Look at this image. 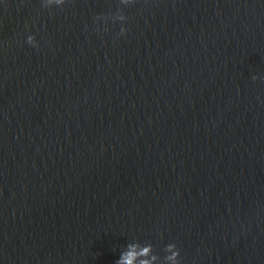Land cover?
<instances>
[{"label": "water", "instance_id": "obj_1", "mask_svg": "<svg viewBox=\"0 0 264 264\" xmlns=\"http://www.w3.org/2000/svg\"><path fill=\"white\" fill-rule=\"evenodd\" d=\"M134 241L264 264V0H0V264Z\"/></svg>", "mask_w": 264, "mask_h": 264}, {"label": "clouds", "instance_id": "obj_2", "mask_svg": "<svg viewBox=\"0 0 264 264\" xmlns=\"http://www.w3.org/2000/svg\"><path fill=\"white\" fill-rule=\"evenodd\" d=\"M70 0H42V7L45 9L63 8ZM137 0H120V3L124 6L133 5ZM111 19L113 23L119 21L121 23L126 22L128 17L123 14L121 10L111 17L97 16L96 21L104 20L105 23ZM127 29L121 28L120 35H126ZM27 43L35 48L39 47V44L33 35L27 37ZM258 77H253V80ZM163 252L166 254L163 257L156 251L155 247L151 243L142 244L139 241L129 243L125 249L120 253V258L116 264H182L181 252L178 246L174 243L168 244L164 247Z\"/></svg>", "mask_w": 264, "mask_h": 264}]
</instances>
